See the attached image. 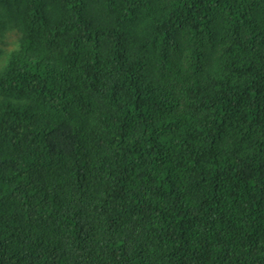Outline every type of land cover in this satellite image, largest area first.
<instances>
[{
	"label": "trees",
	"instance_id": "16d2710c",
	"mask_svg": "<svg viewBox=\"0 0 264 264\" xmlns=\"http://www.w3.org/2000/svg\"><path fill=\"white\" fill-rule=\"evenodd\" d=\"M9 30L0 264H264V0H0Z\"/></svg>",
	"mask_w": 264,
	"mask_h": 264
},
{
	"label": "rangeland",
	"instance_id": "374dc122",
	"mask_svg": "<svg viewBox=\"0 0 264 264\" xmlns=\"http://www.w3.org/2000/svg\"><path fill=\"white\" fill-rule=\"evenodd\" d=\"M19 34L16 30L7 31L0 40V50L2 55L0 56V71L7 64L9 57L18 47Z\"/></svg>",
	"mask_w": 264,
	"mask_h": 264
}]
</instances>
